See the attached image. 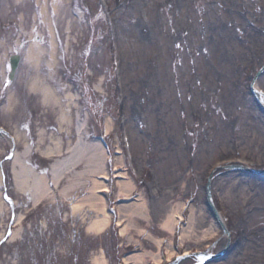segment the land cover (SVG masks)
Instances as JSON below:
<instances>
[{
    "label": "rangeland",
    "instance_id": "374dc122",
    "mask_svg": "<svg viewBox=\"0 0 264 264\" xmlns=\"http://www.w3.org/2000/svg\"><path fill=\"white\" fill-rule=\"evenodd\" d=\"M262 68L264 0H0V126L19 134L17 153L30 165L37 153L65 155L57 174L43 175L49 198L37 206L13 185V140L0 133V264H95L100 254L108 264H134L140 254L159 264L174 248L166 221L184 201L196 233L175 256L230 247L208 264H264V106L251 91L256 76L264 91ZM109 117L111 147L127 125L148 186L131 177L113 185L117 214L101 234L89 227L96 209L72 211V203L110 175L107 149L90 136L105 132ZM80 126L87 136L76 143ZM104 184L98 194L110 209ZM137 190L135 201H120ZM132 203L145 214L124 231L121 207ZM212 225L216 234L207 235Z\"/></svg>",
    "mask_w": 264,
    "mask_h": 264
},
{
    "label": "bare ground",
    "instance_id": "6f19581e",
    "mask_svg": "<svg viewBox=\"0 0 264 264\" xmlns=\"http://www.w3.org/2000/svg\"><path fill=\"white\" fill-rule=\"evenodd\" d=\"M49 90H51V89L49 88ZM113 127H114L113 119L108 118L107 119V126H106L107 131H111L113 129ZM78 135H79L80 141H82L83 137H85V135H86V134L84 135V133H83V127L82 126H80L78 129ZM18 136H19V134L17 135V141L19 139ZM92 144L95 146H98L97 145L98 143H96L94 141H92ZM75 149H76L78 154L80 151L82 152V150H83L82 144H77ZM30 151H31L30 146H26L24 153H27ZM73 152L75 154L74 150H73ZM101 152L102 151H101V149H99V147L94 148L93 157H94V161H96L98 165L101 164V156H102ZM44 153H46V152L44 151ZM55 153H56V151L52 150V151H47L46 154H51V156H56ZM23 156H24L23 153H22V155L17 153L16 158H15L14 163H13V171H14L16 186L18 189H21L20 190L21 192L23 191V189H26L28 187L32 188V192H31V190L29 192L31 195H33L34 202L36 204H38V203L42 202L41 200L43 198H45L44 197L45 195L48 194V185H46L47 181L44 179L43 175H40L38 173H35V175L33 176V178H32V179H34L33 182L29 181V178H31L30 173H31V171H34V169L32 166H29L24 161ZM62 163H64V161L59 160V159L55 162V164H54V173L55 174L58 173L56 171L57 170L56 168L59 165H61ZM121 184L127 188V193H130L133 190V184L132 183L121 182ZM31 185H32V187H31ZM105 187H106V184L96 180L93 184L92 189H91V192L93 194L91 193V196L89 198H84L81 202L74 204L75 209H80L82 207V205L86 206V203L88 205L91 204V207L93 209H96V211L98 213L97 218H95L90 223L89 227L91 230H93L97 233H101V234L105 233L106 230L110 227L111 218H112V213L106 205V200L101 195L98 194V191L100 189L105 188ZM183 205H184V203L182 205L179 204L176 206L175 209H172L171 215L168 217V220L166 221L165 227L167 229H170L171 232H175V226L178 222L177 215L181 213V211L183 209ZM144 208L145 207H144L143 203H141V204L132 203L130 205H123L121 207V217L129 218V223H127L124 231L128 230L129 228L133 229L134 225L132 224V222H133V219L135 216L144 217V214H145ZM21 218H22V216H21ZM21 218H19L17 220V223H20ZM194 225H195L194 219L192 218L191 223L188 225L187 228H185V230L183 232L184 241L195 236L196 230L194 229V227H195ZM216 231H217L216 226L212 225V228H210L207 235L214 234ZM16 234L19 235V233H15L13 235V239L17 236ZM158 242H159V244H161L162 239L159 240ZM172 254H173V252H172ZM132 259H134V261H135L134 264H146L145 263L146 262L145 261V254L135 255ZM156 259L159 261V260H161V257L159 255H157L154 258V260H156ZM93 261L95 264H108L107 258L104 254H100L98 256H95Z\"/></svg>",
    "mask_w": 264,
    "mask_h": 264
},
{
    "label": "water",
    "instance_id": "95a60500",
    "mask_svg": "<svg viewBox=\"0 0 264 264\" xmlns=\"http://www.w3.org/2000/svg\"><path fill=\"white\" fill-rule=\"evenodd\" d=\"M19 62H20V55L12 56V58H11L12 71L10 74L11 79H13L15 77V74H16L17 69L19 67ZM253 91H254V93H256L258 99L260 101H263L261 94L258 91H256L255 89H253ZM236 167H237V169L247 170V169L240 167V166H236ZM214 210H215L216 214L218 215V211L215 208H214ZM225 255H226V251L219 252L218 254H215V255H210L208 258L202 260L199 264L222 259Z\"/></svg>",
    "mask_w": 264,
    "mask_h": 264
},
{
    "label": "snow or ice",
    "instance_id": "6c2138e0",
    "mask_svg": "<svg viewBox=\"0 0 264 264\" xmlns=\"http://www.w3.org/2000/svg\"><path fill=\"white\" fill-rule=\"evenodd\" d=\"M11 70V69H10Z\"/></svg>",
    "mask_w": 264,
    "mask_h": 264
}]
</instances>
